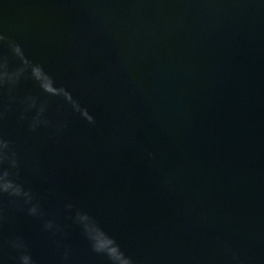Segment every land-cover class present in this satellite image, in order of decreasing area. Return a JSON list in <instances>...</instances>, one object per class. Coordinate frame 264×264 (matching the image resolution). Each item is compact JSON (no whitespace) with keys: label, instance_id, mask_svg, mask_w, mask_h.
I'll return each mask as SVG.
<instances>
[{"label":"water","instance_id":"water-1","mask_svg":"<svg viewBox=\"0 0 264 264\" xmlns=\"http://www.w3.org/2000/svg\"><path fill=\"white\" fill-rule=\"evenodd\" d=\"M23 257L264 264V0H0V264Z\"/></svg>","mask_w":264,"mask_h":264},{"label":"clouds","instance_id":"clouds-1","mask_svg":"<svg viewBox=\"0 0 264 264\" xmlns=\"http://www.w3.org/2000/svg\"><path fill=\"white\" fill-rule=\"evenodd\" d=\"M5 175H8V173L6 172ZM4 191L7 192L8 191V188L5 187L4 188ZM13 194H16V193H13ZM94 250L97 251V252H99V253H104L101 249L97 248L95 245H94ZM22 259L25 261V264H26V262L28 260V257H23Z\"/></svg>","mask_w":264,"mask_h":264}]
</instances>
